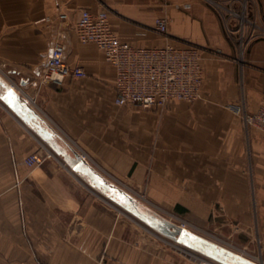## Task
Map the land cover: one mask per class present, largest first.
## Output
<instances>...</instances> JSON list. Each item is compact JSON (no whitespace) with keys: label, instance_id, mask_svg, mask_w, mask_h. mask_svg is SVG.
I'll return each instance as SVG.
<instances>
[{"label":"crops","instance_id":"obj_1","mask_svg":"<svg viewBox=\"0 0 264 264\" xmlns=\"http://www.w3.org/2000/svg\"><path fill=\"white\" fill-rule=\"evenodd\" d=\"M82 10H107L135 47H199L202 97L117 105L114 67L78 37ZM160 13L167 35L155 30ZM56 41L86 76L41 82ZM0 81L18 91L0 99V264H183L129 255L120 193L264 255V135L231 108L264 107V35L241 53L204 0H0ZM36 152L44 160L30 167ZM76 154L91 175L76 170Z\"/></svg>","mask_w":264,"mask_h":264},{"label":"built area","instance_id":"obj_2","mask_svg":"<svg viewBox=\"0 0 264 264\" xmlns=\"http://www.w3.org/2000/svg\"><path fill=\"white\" fill-rule=\"evenodd\" d=\"M66 17L64 13L60 15L62 19ZM155 30L167 35L168 15L161 13L156 16ZM77 33L81 42L94 43L101 49L114 67L117 105L131 104L162 110L172 99L194 102L202 97L203 53L199 47L170 42L153 47L132 46L115 33L107 10L96 13L82 10L77 21ZM65 54V43L56 41L41 74L42 83L62 84L69 76H86L82 67H72L67 63ZM231 108L242 117L247 128H256L264 135V107L254 112H248L241 105H231ZM43 160L44 156L36 152L27 157L26 163L33 167ZM179 225L185 228L186 223Z\"/></svg>","mask_w":264,"mask_h":264},{"label":"rangeland","instance_id":"obj_3","mask_svg":"<svg viewBox=\"0 0 264 264\" xmlns=\"http://www.w3.org/2000/svg\"><path fill=\"white\" fill-rule=\"evenodd\" d=\"M204 5L221 17L227 33L235 40L241 53L244 52L249 42L263 37V10L258 0H204ZM129 196L167 219L172 218L173 220H169L174 223H186L191 232L199 235L211 245L210 250H221L227 255H233L237 260L225 262L214 256L216 254L205 250L206 245L202 247L197 241L194 242L197 246H193L167 237L124 208L125 225L134 227L133 232L131 231L134 233L133 236L128 238L129 246L132 248L128 251L131 253L129 255H157L164 259H173L172 263L181 261L183 264H264V255L260 253L262 249L259 245L250 248L248 245L223 241L209 232L197 230L183 218L181 219L185 221H181L180 217L173 216L160 205L151 204L153 202L147 196ZM136 233L138 236L135 235Z\"/></svg>","mask_w":264,"mask_h":264},{"label":"water","instance_id":"obj_4","mask_svg":"<svg viewBox=\"0 0 264 264\" xmlns=\"http://www.w3.org/2000/svg\"><path fill=\"white\" fill-rule=\"evenodd\" d=\"M9 91L14 94V99L12 97H9V100L15 101L18 97L16 91L12 89L11 87H8L6 90V93H3L2 95L8 96ZM6 101V100H4ZM8 102V101H6ZM76 170L77 171H83L85 173H88L91 175V171L89 167L86 166L85 161H83L82 157L76 154ZM106 188L110 190V184L106 185ZM118 200L121 202L123 207L127 209L129 212L134 214L136 217L144 221L146 224L154 228L155 230L159 231L163 235L170 237L176 241L191 244L193 246H197L194 244L195 241L199 242L202 247L205 246V250L210 251L213 254H216L214 256L218 257L220 260L228 262V261H236V257L234 258L233 255H227L223 251H219L217 249L210 250L211 246L209 243L203 240L202 237L199 235L194 234L190 230L182 227L181 225L174 223L167 219L166 217L156 213L155 211L149 209L148 207L144 206L137 202L135 199L131 198L126 193H120L117 194Z\"/></svg>","mask_w":264,"mask_h":264},{"label":"snow or ice","instance_id":"obj_5","mask_svg":"<svg viewBox=\"0 0 264 264\" xmlns=\"http://www.w3.org/2000/svg\"><path fill=\"white\" fill-rule=\"evenodd\" d=\"M0 89L7 90V89H6V86H5L4 83H3V81H0ZM9 97H12L13 99L15 98V97H14V94L11 93L10 91H9V93H8V96L0 95V99L6 100V101H8L9 103H11V101L9 100Z\"/></svg>","mask_w":264,"mask_h":264},{"label":"bare ground","instance_id":"obj_6","mask_svg":"<svg viewBox=\"0 0 264 264\" xmlns=\"http://www.w3.org/2000/svg\"><path fill=\"white\" fill-rule=\"evenodd\" d=\"M14 91H16V89H14ZM16 92H18V91H16ZM142 205V207H144V205L143 204H141ZM170 220H173V219H171V218H169ZM185 228L186 229H188L186 226H185ZM189 230V229H188Z\"/></svg>","mask_w":264,"mask_h":264}]
</instances>
